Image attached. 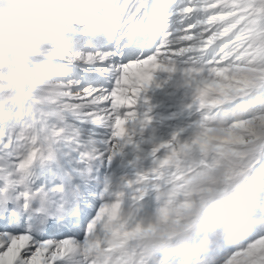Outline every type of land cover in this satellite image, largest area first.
Masks as SVG:
<instances>
[{"label":"snow or ice","instance_id":"obj_1","mask_svg":"<svg viewBox=\"0 0 264 264\" xmlns=\"http://www.w3.org/2000/svg\"><path fill=\"white\" fill-rule=\"evenodd\" d=\"M43 6L44 0H32ZM59 27L42 26L51 46L31 59L6 65L0 51V161L29 167L43 154L41 138L50 143L76 123L107 124L114 137H126L140 90L154 71H174L183 63L194 86L201 118L200 133L189 142L168 143L158 161L167 165L187 149L205 157L236 154V147L264 127V0H71ZM48 12L49 9L43 8ZM6 9L0 0V18ZM221 111L241 112L235 131L210 137L207 121ZM54 117L56 124L48 125ZM62 125V126H61ZM156 152V149H153ZM0 173L3 168L0 166ZM5 177L0 175V187ZM13 189L15 182H8ZM23 193L16 198L0 192V264H55L68 238L83 229L93 215L85 192L78 212L34 217ZM119 202L101 208L88 229V242L115 221ZM64 239L57 245L54 239ZM221 264H264V233L242 238Z\"/></svg>","mask_w":264,"mask_h":264},{"label":"clouds","instance_id":"obj_2","mask_svg":"<svg viewBox=\"0 0 264 264\" xmlns=\"http://www.w3.org/2000/svg\"><path fill=\"white\" fill-rule=\"evenodd\" d=\"M6 12L0 18V51L6 65L31 59V54L52 44L51 36L42 29L45 24L59 27L72 7L71 0H44L43 6L32 0H3ZM43 8L49 9L46 13ZM245 118L241 112L221 111L209 119L206 132L222 138L233 129L236 120ZM257 135L236 147V154L214 156L205 164L198 148L185 150L178 160L158 165L156 207L138 212L137 208L120 206L115 221L94 237L97 242L69 244L58 253L64 264H215V249L234 246L245 234L244 203L258 191H264V176L257 169L264 165V127L256 122ZM201 129L195 128L193 136ZM43 154L51 156L49 136L42 135ZM5 182L0 187L6 197L27 193L23 206L36 214L46 211L45 196L29 188L30 166L0 161ZM8 182H15L13 189ZM111 190L122 198L124 184L112 181ZM34 201L39 204L33 207ZM119 202V199H118ZM120 204V203H119ZM71 211L63 206L57 212Z\"/></svg>","mask_w":264,"mask_h":264},{"label":"rangeland","instance_id":"obj_3","mask_svg":"<svg viewBox=\"0 0 264 264\" xmlns=\"http://www.w3.org/2000/svg\"><path fill=\"white\" fill-rule=\"evenodd\" d=\"M184 67L183 63H177L174 71H168L167 67L154 71L151 81L147 84V87L151 86L152 89V93L148 94L150 99L141 92L142 89L139 92L142 95L141 99L144 97L149 99L148 104L145 107L136 104L133 108L126 106L123 110V112L133 110L135 117L134 121L130 122L127 136L122 137L121 140H116L114 137L112 141V137H110L111 130L109 136L104 138L105 140L98 141L100 137L97 132L103 127V124L97 123L101 124L100 127L93 130L89 125L91 121H84L79 124L68 117L67 123L73 126L72 131L66 132L56 139L59 150L63 154V162L66 164L60 162L58 166L48 165L47 168H44L45 165H35L34 172L31 169L34 166L31 164L27 182L33 178L44 182V176L52 181L59 179L63 168L74 166L73 163L70 164L69 162H73L72 158L78 157V155L81 157V154H85L87 151L84 148L89 144L93 143L101 146L100 143L104 142L108 146L109 141H112L110 145L115 141L116 144L112 145L114 149L108 147L110 148L109 161L116 172L120 173L117 174V177L121 174L129 175L131 173L128 180H121L125 183L124 195L134 196V191L137 188L141 191V194L134 197L132 203L134 204L138 199H149L150 202H142L132 208H137L140 213L153 210L156 207L154 189L156 177L154 170L159 165L158 161L167 154V149L159 146L168 143L189 142L193 138L194 130L201 118L199 106L194 101L195 89L185 78ZM157 82L159 83L153 84ZM144 88L149 91L146 87ZM47 123L51 126L56 124L57 121L54 117H50ZM92 133H95L96 137ZM122 143L125 144V147ZM79 145L81 146L79 147ZM153 149H156L155 153ZM78 151L81 152L78 153ZM126 167L129 168L130 172ZM256 171L259 175L264 176V165H261ZM37 186L34 185V187ZM91 191H93V187H91L90 193ZM20 202L23 203V199ZM243 207L246 212L243 220L245 225L243 238L247 239L257 233H264V191H258L250 196ZM231 248L232 246L221 245L215 249L214 256L221 258L217 264H221L224 256Z\"/></svg>","mask_w":264,"mask_h":264},{"label":"bare ground","instance_id":"obj_4","mask_svg":"<svg viewBox=\"0 0 264 264\" xmlns=\"http://www.w3.org/2000/svg\"><path fill=\"white\" fill-rule=\"evenodd\" d=\"M138 96L142 97L141 93L138 94ZM125 107L121 109L122 112L123 110H125ZM94 126H96V124ZM92 128L94 129L93 126ZM108 129H110V127L107 124H105L101 130L102 132L99 133L98 136L102 137L103 133H105ZM108 143H110V141ZM114 144H116L115 141L114 143H112V145ZM100 145L101 146H98L92 143L89 147L88 146L85 147L84 149L87 152L85 154H81L80 155L81 157H79L78 155V157L72 158L73 162H71L70 164L73 163L74 166L72 167L68 166L70 168L69 170L67 169L68 167L63 168V170L60 172L59 179L52 181L47 176H44L43 177L44 182L36 178H33L31 181L27 182L30 189L36 191L37 193L44 194L45 196L44 206L46 209L49 210L48 213L52 215L54 214V216H63L66 213L68 214V212H76L77 215L79 214L77 206H79L81 199H77V200L73 199L72 189L77 181L85 182L87 194L88 196L91 197L88 206L93 210L94 216L93 218H90L89 221L87 222V230H86V234L82 237V244H86L88 242V229L92 226L94 219L99 214L101 208L105 207L106 205H111L112 203L118 202L117 201L118 199L120 206L123 208L134 207L141 204L142 202H146V203L150 202L149 199H138L137 201H135L134 204L132 203L134 197L136 196L138 197L141 194V191H139L137 188L134 191V196L132 197H130L129 195L126 196L123 193L122 198H118L117 193L115 191L111 190L110 188H107L109 187V184L112 181H121V180L123 181L124 179L128 180L130 174L129 175L121 174L120 176L117 177V174L120 173L116 172L115 168L112 167V165L109 162V153H110L109 147H112V145L108 144L109 146L108 147L106 144H104V142H101ZM112 149L114 148L112 147ZM80 152L81 151H78V153ZM37 159L38 161L35 163V165L37 166L44 165L45 159L42 158H37ZM50 162L54 163L51 164L50 166H58L60 164V158L58 159L57 157L56 160L51 159ZM91 168L93 169V172L90 174L88 170L92 171ZM97 175L100 176L99 178L95 179ZM34 185H38V186L34 187ZM135 186L136 184L134 185V187ZM91 187H93V191H91L90 193ZM127 189L129 190V188ZM38 204L39 201H34L33 207L37 206ZM61 206H63L65 209L69 206V209H71V211H64L63 212L64 214H61L62 212H57V209L60 208ZM29 212L31 216L36 217V214L31 213L30 210ZM79 239L71 240V241L68 240V241L70 244H81V241ZM52 242L56 243L57 245H60L63 244L64 240L54 239ZM55 264H64V262L60 259H57L55 261Z\"/></svg>","mask_w":264,"mask_h":264}]
</instances>
